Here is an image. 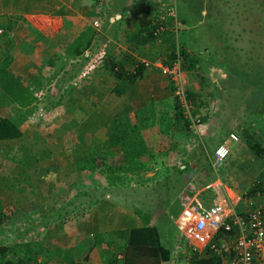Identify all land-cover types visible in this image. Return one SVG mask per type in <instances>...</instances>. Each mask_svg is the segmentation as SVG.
Returning <instances> with one entry per match:
<instances>
[{
  "label": "crops",
  "instance_id": "crops-1",
  "mask_svg": "<svg viewBox=\"0 0 264 264\" xmlns=\"http://www.w3.org/2000/svg\"><path fill=\"white\" fill-rule=\"evenodd\" d=\"M206 1L0 0V30L12 44L7 71L29 94L19 105L0 90L6 99L0 116L19 131L0 141L5 258L120 264L129 230L147 227L170 259L142 251L127 262L158 257L159 264H175L179 235L164 229L172 215L166 210L178 207L174 224L190 200L212 203L210 187L217 185L235 211L247 209L249 187L264 186L261 161L228 133L264 131L255 112L261 93L249 92L250 109L243 90L204 100L200 83L208 77L183 70L197 99L198 123L189 127L176 116L171 84L160 71L173 36L187 53L197 51L189 41L200 33L194 21L205 12L194 4ZM156 24L161 28L152 33ZM80 45L83 52L74 54ZM217 145L229 153L214 173L210 153ZM219 240L230 237L211 243ZM195 258V264H235L227 253L202 251ZM254 264H264V248Z\"/></svg>",
  "mask_w": 264,
  "mask_h": 264
},
{
  "label": "rangeland",
  "instance_id": "rangeland-1",
  "mask_svg": "<svg viewBox=\"0 0 264 264\" xmlns=\"http://www.w3.org/2000/svg\"><path fill=\"white\" fill-rule=\"evenodd\" d=\"M263 1L207 0L204 3L194 4V11L200 9L205 12V15L198 16V19L194 21L199 28L195 30L200 31V33L194 35V37L192 35V41H189V39L185 40L186 42H192L193 45H191L198 51L195 54L188 51V55L198 62L201 61L202 66L199 73L203 77H208L200 83L201 88L199 91L203 90L205 92V95L201 93L204 100H212L209 97L210 93H214L216 96L220 93L222 95H230L235 91L243 90L247 92L245 101L250 109L249 92L255 90L257 86L264 88ZM7 33L8 31H3L1 28L0 36H6ZM3 37L1 41L4 40ZM178 45L181 47L180 44ZM249 56L252 60L248 59ZM240 81H243V83ZM222 95H220L221 98L224 97ZM5 100L3 99L2 101ZM219 100L221 101L222 99ZM215 105L219 106L218 102ZM255 112L260 113H258V121L260 122L257 121L258 127H260L264 123L263 121L261 122V120H264V99H260L258 109ZM262 113L263 115H261ZM233 129L231 133L237 137L236 142H242L241 131L236 130L235 127ZM252 137L264 148V131L252 132ZM211 156L212 151L209 165L210 169L216 173L220 169L219 166H211ZM259 160L261 161L260 171L263 173L262 185H264V161L262 157ZM261 190L264 191V186L261 187ZM177 209L178 207L168 212L165 209V212L174 216ZM172 215L171 220L166 223L167 225L164 228L170 234V237H174L180 232L176 223L173 224L172 222Z\"/></svg>",
  "mask_w": 264,
  "mask_h": 264
},
{
  "label": "built area",
  "instance_id": "built-area-1",
  "mask_svg": "<svg viewBox=\"0 0 264 264\" xmlns=\"http://www.w3.org/2000/svg\"><path fill=\"white\" fill-rule=\"evenodd\" d=\"M174 15V9L169 10ZM97 26L96 22H93ZM161 27L155 29L159 30ZM178 51L175 59L169 64H161L160 71L171 84V92L176 106L189 127L198 123L192 115L188 92L185 88L183 71L179 67ZM228 138L236 141L233 133ZM228 155V148L217 145L212 151V166H217ZM210 187L215 193L212 203L190 200L180 211L176 225L179 229L177 251L172 261L175 264H191L189 258L196 256L208 247L214 253L233 254L235 264H254V259L264 248V193L256 192L249 197L247 209L240 213L234 210V203L230 201L219 188ZM221 230L230 240H219L211 243L213 235Z\"/></svg>",
  "mask_w": 264,
  "mask_h": 264
},
{
  "label": "trees",
  "instance_id": "trees-1",
  "mask_svg": "<svg viewBox=\"0 0 264 264\" xmlns=\"http://www.w3.org/2000/svg\"><path fill=\"white\" fill-rule=\"evenodd\" d=\"M263 4H264V1H263ZM173 19L175 20L176 18H173ZM158 27L160 26L156 24L152 33H157L155 29H157ZM8 28H10V26H8L7 29ZM1 36H0V40L4 35L2 37ZM4 37H3L4 40L2 41L3 47L0 46L1 47L0 48V90L5 91L7 93L8 101L16 102L19 105H24L29 101V97H28L29 94H28L27 89L19 83V80L13 77L7 71L6 64L8 63L11 57L9 54L10 52L9 48L12 46V44L10 43V40ZM178 44L179 42L177 38H174L173 36V39L171 41V48L169 51V58H168L169 62H167L166 64H169L171 61L175 59V51L177 49L178 51L177 54L180 58L179 67L182 71L191 70V69L200 70L202 66L201 61L198 62L197 60H194L191 56L188 55L189 53L183 50V48L180 47ZM81 46L82 45L76 48V51L74 52V54L78 55L83 52L85 45H83L82 47ZM240 82L243 83V81H240ZM186 90L188 92V99L190 100V103L191 105H193V109H194V106H196L197 104L196 102L197 99H195V94H193L187 88ZM255 91L261 93L262 99H264V88L263 87L257 86L255 87ZM176 109H177L176 116L178 117L179 120L183 122L184 125H186V120L183 118V115L180 109L178 108V106H176ZM193 109L191 110V113H193L194 111ZM241 134H242L243 142L249 148V150H251L252 153L258 156L259 158L262 157L264 161V148L260 146L259 142L253 140V137L246 131L242 130ZM18 135H19V131L16 128V125L14 124V122L8 118L0 116V141L9 139V138H14V137H17ZM254 185L255 184L249 187V189L244 194V196L251 198L255 195L257 191L262 193L261 185L260 186H256V185L254 186ZM223 235H225V233H223L221 230L217 231L213 235L211 242L212 241L216 242V240ZM126 243H127L126 246L128 249L127 250L128 253H126V256L122 259L120 264H129L126 258L127 257L131 258L134 256L135 253L140 254L138 252H142V251L147 252V253H152V256H154V254L156 253H159L158 251H160L158 255L160 259L162 260L170 259L169 252L167 250H164L162 247L157 246L156 241L154 239L153 230L150 228L142 227V228H135V229L129 230V232L127 233ZM204 251H209L213 253V251L210 250L208 247L204 248ZM6 254H7V248L0 246V264H28V262L24 260L11 261L5 258ZM189 261L191 264H195L198 262L195 256H191L189 258ZM142 264H159L158 257L156 261L144 262Z\"/></svg>",
  "mask_w": 264,
  "mask_h": 264
},
{
  "label": "clouds",
  "instance_id": "clouds-1",
  "mask_svg": "<svg viewBox=\"0 0 264 264\" xmlns=\"http://www.w3.org/2000/svg\"><path fill=\"white\" fill-rule=\"evenodd\" d=\"M173 9H174V7H173ZM174 14H175V9H174ZM172 17L175 18L174 15H172ZM214 148H215V147H214ZM214 148H213V149H214ZM212 151H213V150H212ZM228 153H229V151H228ZM211 166H212V165H211Z\"/></svg>",
  "mask_w": 264,
  "mask_h": 264
}]
</instances>
